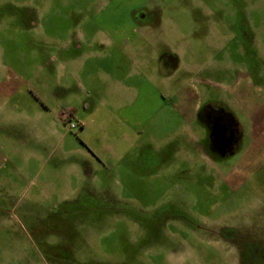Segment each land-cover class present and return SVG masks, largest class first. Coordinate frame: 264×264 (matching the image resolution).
<instances>
[{"label":"rangeland","instance_id":"obj_1","mask_svg":"<svg viewBox=\"0 0 264 264\" xmlns=\"http://www.w3.org/2000/svg\"><path fill=\"white\" fill-rule=\"evenodd\" d=\"M140 8L181 58L172 76L160 57L147 65L145 147L119 136L128 129L110 104L87 99L96 81L62 62ZM0 62V80L18 82L10 117L0 112V264H246L226 231L264 240V0H0ZM182 89L232 109L245 134L237 154L207 153L205 128L183 122ZM82 95L108 137L68 123L65 141L29 138L13 153L22 118L42 103L83 115Z\"/></svg>","mask_w":264,"mask_h":264},{"label":"crops","instance_id":"obj_2","mask_svg":"<svg viewBox=\"0 0 264 264\" xmlns=\"http://www.w3.org/2000/svg\"><path fill=\"white\" fill-rule=\"evenodd\" d=\"M138 15L140 16L137 17ZM148 20L147 10H131L125 22L107 28L98 27L95 34L84 41L87 50L81 56L62 61L64 69L68 66L73 67L74 72L83 74L89 83L90 81L92 83V80L96 81V93L87 91V99L98 95L103 105L110 104L113 115L128 129L127 136L124 133L119 136L123 137V140L130 139L129 141L141 143L143 147L147 145V141L137 140V138L145 134L147 129V104L150 103V98L147 96V65L156 57L171 53L176 57L178 64L171 72L164 74L172 76L181 66L180 55L173 48L175 42L159 38L158 33L163 30L162 23L160 21L153 23ZM78 40L80 43L83 41ZM77 47H81V44ZM121 57L128 62V66L120 64ZM47 64L50 66L51 62L48 61ZM1 67L0 65V76L5 73V69L3 72ZM17 83L8 76L7 79L0 80V112H6L7 119L10 113L5 110L6 101L8 97L16 93ZM189 94L182 89L175 92L174 96L178 99V109L185 126L191 127L198 124L196 116L200 104L196 105L197 102L192 100ZM80 101L86 115H76L75 108L50 109L42 103V108L35 111L33 118L26 117L25 120L22 118L19 121L23 128L20 134L22 141L18 137L16 145L12 146L13 153L17 154L21 148V142L27 143L29 138L36 140V143L65 141L69 133L68 123L76 124L81 134L86 133L90 127H94L97 128V133L108 137L104 126L94 120L99 107L90 108L83 95ZM67 115H70L69 122L66 120ZM86 170L91 172L93 167L87 163ZM47 190H50L49 186ZM51 195L52 192L44 191L41 196L39 194V197L48 201ZM65 198L62 197L61 200Z\"/></svg>","mask_w":264,"mask_h":264},{"label":"flooded vegetation","instance_id":"obj_3","mask_svg":"<svg viewBox=\"0 0 264 264\" xmlns=\"http://www.w3.org/2000/svg\"><path fill=\"white\" fill-rule=\"evenodd\" d=\"M137 10H147V8ZM150 14L147 13V18L151 16ZM177 64L176 57L171 53L160 57L159 67L163 73L171 72ZM196 121L205 128L202 139L206 142V151L211 156L221 158L233 156L245 141L242 122L237 119L232 109L217 101L203 103L198 109ZM226 232L229 240H234L236 243L238 241L236 246L239 247V255L243 256L246 264H256L252 260L254 254L259 261L264 259V240L262 237H256L257 233L240 232L231 228ZM252 246L254 253L251 250Z\"/></svg>","mask_w":264,"mask_h":264},{"label":"built area","instance_id":"obj_4","mask_svg":"<svg viewBox=\"0 0 264 264\" xmlns=\"http://www.w3.org/2000/svg\"><path fill=\"white\" fill-rule=\"evenodd\" d=\"M68 116H69V115H67V118H66L67 122H69ZM70 127H71V128H76V124L71 123V124H70Z\"/></svg>","mask_w":264,"mask_h":264}]
</instances>
